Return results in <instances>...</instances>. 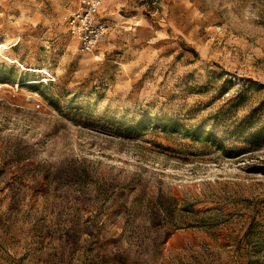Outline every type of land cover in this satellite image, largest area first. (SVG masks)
<instances>
[{
	"label": "rangeland",
	"instance_id": "rangeland-1",
	"mask_svg": "<svg viewBox=\"0 0 264 264\" xmlns=\"http://www.w3.org/2000/svg\"><path fill=\"white\" fill-rule=\"evenodd\" d=\"M0 0V264H264V0Z\"/></svg>",
	"mask_w": 264,
	"mask_h": 264
},
{
	"label": "built area",
	"instance_id": "built-area-1",
	"mask_svg": "<svg viewBox=\"0 0 264 264\" xmlns=\"http://www.w3.org/2000/svg\"><path fill=\"white\" fill-rule=\"evenodd\" d=\"M103 0H82L80 7L66 18L70 35L77 39L82 52L94 51L108 31V23L101 16Z\"/></svg>",
	"mask_w": 264,
	"mask_h": 264
}]
</instances>
